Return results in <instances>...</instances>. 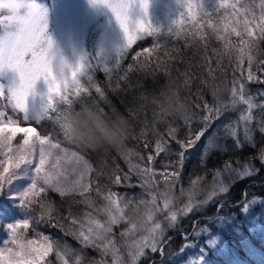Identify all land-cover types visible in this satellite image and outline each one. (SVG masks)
Masks as SVG:
<instances>
[{
	"label": "snow or ice",
	"instance_id": "obj_1",
	"mask_svg": "<svg viewBox=\"0 0 264 264\" xmlns=\"http://www.w3.org/2000/svg\"><path fill=\"white\" fill-rule=\"evenodd\" d=\"M95 2L110 9L123 33L124 45L117 50L113 61L115 67L120 66L121 58L138 40L159 34L160 30L153 28L146 18L148 0H138L145 19L137 20L134 24L129 19V9L137 0H126V2L95 0ZM177 3L182 11L167 32L177 37L184 36L201 42L204 49L203 59L207 62L210 77L214 71L213 60L215 70L223 67L225 59L233 66L230 99L234 108L237 105H242L243 108L234 124L223 127L228 138L233 139L236 147L240 148L241 132L245 140L251 139V125L256 119L254 110L259 109L264 113V102L256 103L255 98L247 91L245 83L247 81L264 84V58L257 56V53L264 54V50L260 48V42L264 41V0L258 2L257 0H216L212 12L203 9L201 0H177ZM21 6L18 0L0 3V9L7 11V15L0 16V28L5 30L4 34L0 35V70L7 68L19 76L18 86L7 91L0 87V98L6 101L5 110H0V187L16 179H27L29 185L19 199L29 216L24 221L12 225L8 229L9 238L0 242V264H53L49 259L53 255L59 264H70L68 257L73 255L75 250L53 240L48 235L35 231L34 225L45 221L53 227H61L65 234L73 236L82 248H92L100 254L99 260L93 258L88 264H138L145 255V250L153 253L162 251L163 228L161 223L155 220L157 213L169 212L166 219L175 223L178 214L187 215L197 206L190 196L189 202L183 208L173 211L174 199L171 189L179 183L180 171L170 163L162 170L153 167L156 158L168 150L169 142L162 138L157 139L153 149L154 154L153 152L148 154L147 163L144 165L131 162L130 157L133 153L130 150L121 153L128 162L129 173H135L142 178L141 186L158 183L154 179L158 173L164 178L165 191L160 193L164 208L161 209L156 194H152L150 199L126 200L107 185L101 186L90 179L89 174L93 172V166L85 155L81 154L82 151L92 149L89 145L75 143L79 150H72L59 138L54 139L51 133H41L37 127L28 123L26 100L33 92L36 82L43 80L47 91L43 97L41 118L52 121L59 129V136L65 141L72 142L70 117L76 113L74 105L84 100L85 96L90 97L89 88L81 81L82 78H87L91 82L89 69L92 65L83 58L75 65L61 61L54 74L49 56L52 45L44 35V13L35 5H31L25 14L21 15L19 11ZM188 24H191V27H186ZM13 28L14 31H9ZM209 32L210 36L221 44V48L212 49L211 56L207 51ZM157 48L158 45L154 44L153 48L144 49V53L151 57ZM139 56L141 53H137L133 59ZM148 62L145 60V64ZM98 65L104 66V70L109 71L108 65L103 63ZM236 72L240 75L236 76ZM95 92L101 99H105L100 87H96ZM60 104L65 105L66 108L61 109ZM9 107L11 113L6 110ZM83 107H86V103L82 104ZM95 109L105 113L102 107L97 106ZM205 112L202 117L203 126L199 131L192 132L189 129L186 140H176L182 149L178 153L177 161L181 169L185 152L194 147L212 123L222 115L219 109H213L208 105H205ZM36 123H40V120L38 119ZM258 123L260 132L264 133V115ZM174 133L175 129L169 130L171 139H175ZM141 134L145 138L144 147L150 148L147 130L143 129ZM18 135L21 139L14 145L13 142ZM259 159L264 162V151L261 152ZM230 163V161L224 162L225 170L230 168ZM250 174L251 166L247 163L242 171L236 172L240 177ZM215 176H220L219 170L215 172ZM123 179H130L129 174L125 173L123 177L117 174L115 183L120 184ZM202 179L197 177L192 184L195 186ZM49 189L57 192L61 197L78 195L82 198L79 203L85 204L93 211H85L82 218L73 216L71 212L67 217L54 216L52 203H45ZM93 190L104 202L103 207L99 209L95 208L90 195ZM220 191L226 192L227 188L221 186ZM181 195H184L183 190ZM214 195L215 192H210L208 199ZM207 202L208 200H204L197 203ZM141 205L146 206L148 212L145 214V219L138 224L127 213L128 210L138 211ZM37 206L41 210L38 218L33 215ZM93 212H99L104 218H99ZM65 223L69 225L67 230L64 228ZM116 228H121L118 236L115 232ZM28 232H32V238H28ZM108 257L111 259H107ZM83 261V255L77 254L75 264H83Z\"/></svg>",
	"mask_w": 264,
	"mask_h": 264
},
{
	"label": "trees",
	"instance_id": "obj_2",
	"mask_svg": "<svg viewBox=\"0 0 264 264\" xmlns=\"http://www.w3.org/2000/svg\"><path fill=\"white\" fill-rule=\"evenodd\" d=\"M33 1L42 3L46 9H49L48 2L50 0ZM214 7L215 5L211 8L204 5L203 9L212 12ZM153 11L152 18L147 21L153 28L160 30L159 34L145 36L133 44L121 58L118 68L113 62L106 63L109 71H105L104 67L92 65L89 69V74L92 77L91 82L87 78H82L81 81L89 88L90 97L85 96L84 100L76 103L74 105L76 113L72 115L90 110L109 121L122 120L126 129L125 153L129 150L133 153L130 157L133 164L144 165L147 163V156L153 152L157 139L162 138L168 141V150L156 158L153 167L161 170L169 163L174 166L180 171L179 188L189 185L197 177L203 179L195 186H201L203 182L210 181L217 170L224 169L225 161L231 162L229 170L232 173L225 178L227 191L204 211L190 212L184 217L177 216L175 223L170 222L167 228L163 229L162 251L158 250L153 253L145 250V255L138 261V264H180L184 258L188 256L197 258L201 253L204 255L201 264H256L253 262L256 260H258L257 264H261L259 260H264V223L257 221L255 224L257 227L251 229L247 228L246 223H248L249 214L258 212L261 215L264 207V162L259 159L261 152L264 151V133L260 132L258 123L264 113H261L259 109L254 110L256 119L251 125V139L245 140L241 132L239 139L242 146L237 148L233 139L228 138L223 127L234 124L243 108L242 105H237L234 108L230 99L233 66L225 59L223 67L215 70L213 60L214 71L210 77L207 62L203 59L204 49L201 42L184 36L177 37L167 32L172 22L178 18L182 11L180 6L177 4L164 11L158 9ZM3 15L4 11H0V16ZM186 27H191V24ZM92 28L93 33L99 30L98 23L96 25L93 22L90 25V29ZM208 43L207 51L210 56L213 48H221L220 42L211 37L210 32ZM154 44L158 45V48L149 57L147 53H144V49H151ZM260 48L264 50V41L260 42ZM137 53H141V56L134 60L133 57ZM257 56L264 58L262 53H257ZM145 60L149 62L145 64ZM235 75L239 76L240 73L236 72ZM245 83L247 91L255 98L256 103L264 102V95H261L264 93V84L248 83L247 81ZM0 87L7 91L1 78ZM96 87L101 88L105 99H101L95 92ZM178 100L186 106L183 117L174 112V106L180 107L177 103ZM85 103L86 107L82 108V104ZM5 104L6 101L0 98V110H5ZM205 105L219 109L222 115L212 123L200 141L185 152L181 169L177 161L179 160L178 153L182 149L176 140H186L189 136V129L192 132L200 130L203 126L202 117L206 114ZM97 106L104 108L105 113L97 111L95 109ZM59 107L66 108L63 104H60ZM6 110L11 113L10 107ZM42 114L43 110L37 118L27 117L28 123L37 127L41 133H51L54 139L59 138L70 149L79 150L75 143L63 140V137L59 136L58 127L52 121L42 119ZM38 119L40 123L37 124ZM143 129L147 130V139L151 143L150 148L144 147L145 138L141 134ZM170 129H175V139L170 138ZM19 138L20 135L13 142L14 145L20 140ZM210 140L219 146L207 148ZM205 147L206 151L202 152ZM81 154L85 155V158L93 166V172L89 174V178L101 186L107 185L126 200L133 196L131 194L145 195L150 191L155 192L160 189L165 191L164 178L161 175L155 179L158 183L141 186L142 178L135 173H129L128 162L118 151L108 147L92 148L86 152L82 151ZM245 163L251 166V174L243 177L237 176L236 172L242 171ZM125 173L129 174L130 179H123L120 184L115 183V176L119 174L123 177ZM28 185L27 179H16L10 184L0 187V242L9 238L8 229L12 225L24 221L29 216L19 199ZM176 190L175 186L171 189L172 196H175ZM90 195L95 208L103 207V201L96 196L94 190ZM46 196L45 203H52L54 216L67 217L71 212L73 216L82 218L85 211H93L92 208L79 203L82 198L78 195L61 197L57 192L49 189ZM248 199L252 201L248 202ZM177 209L178 207H172L173 211ZM40 211L37 206L33 215L38 218ZM93 214L98 217L102 216L99 212H93ZM169 214V212H165V216ZM158 215L161 216V214ZM216 217L224 218L226 230L227 228L229 232L232 230L233 237L227 231L221 233L220 229H215L213 219L215 220ZM181 218L184 221H180ZM64 228L67 230L69 225L65 223ZM34 229L36 232L48 235L53 240L75 250L74 254L68 257L70 264H75L77 254L83 255V264H88V261L93 258L100 259L98 252L92 248H82L73 236L66 235L59 226L53 227L45 221L36 223ZM211 233L222 234L221 237L225 241L223 242L229 250V255L215 253L206 248H197V243ZM27 236L32 238V232H28ZM169 237L171 239L166 242ZM205 245L203 244V246ZM247 252L251 253V257L247 256ZM49 259L53 264H59L54 255ZM198 263L196 262V264Z\"/></svg>",
	"mask_w": 264,
	"mask_h": 264
},
{
	"label": "rangeland",
	"instance_id": "obj_3",
	"mask_svg": "<svg viewBox=\"0 0 264 264\" xmlns=\"http://www.w3.org/2000/svg\"><path fill=\"white\" fill-rule=\"evenodd\" d=\"M210 1V4H209ZM9 0H0V3H8ZM109 2H119V0H109ZM126 2V0H125ZM22 6L19 9L20 14L23 15L28 10V7L35 5L44 13V25L45 32L44 35L48 41L51 42V49L49 50V56L51 58V66L53 73L55 74L61 61L68 65H75L82 58L84 61L90 63L91 65H97L101 68L104 66L98 65V63L111 64L117 55V50L121 49L124 45L123 33L121 32L115 18L109 8L105 7L103 4L96 3L95 0H50L48 2L49 9H46L42 3L35 2L33 0H18ZM202 7L205 5L208 8L216 5V0H201ZM214 3V4H213ZM149 7L147 9V20L152 18V13L154 9L164 11L168 8H173L177 5V0H148ZM166 8V9H165ZM4 11V15H7L6 9H0ZM129 19L134 24L137 20H144L145 14L140 9L139 2L133 3L129 9ZM98 23L99 30L93 33V28L90 29L92 23ZM15 29H9V31H14ZM4 29L1 28L0 35L4 34ZM0 78L5 83V88H13L19 85V76L14 71L4 68L0 70ZM71 79V76H69ZM47 91V86L43 80H38L34 85L33 92L29 94L26 100V115L30 118H37L40 116L44 100L43 97ZM43 105V106H42ZM21 139V136L20 138ZM216 145L213 141H209L207 148L214 147ZM206 151V147L202 152ZM162 170V169H161ZM232 173L231 170H220V176L214 177L208 181L203 182L201 186H194L192 183L179 188V183L175 185L177 188L172 207L183 208V206L189 202V197L191 196L192 202L196 203V207L191 213L202 212L207 208L212 202L217 201V199L222 196L225 192L220 191L221 186H225V178ZM161 177L159 173L154 179ZM14 183V182H13ZM181 190H183L184 195H181ZM151 192V193H150ZM148 194L142 195L131 194L128 200H140V199H150L152 194H156L158 205L161 209L164 208L163 202L160 198V193L163 192L162 189L155 190V192L150 191ZM210 192H215V195L211 199H208V194ZM249 198V196H248ZM208 200L207 203H197ZM186 201V202H184ZM248 199V202H251ZM182 204V206H181ZM184 204V205H183ZM104 205V202H103ZM148 212V208L141 205L138 211L128 210V216L136 223H141L145 219V214ZM166 211H162L155 215L156 222L161 223L162 228L166 229L170 221L166 219ZM158 214H161L159 216ZM184 217L186 215L178 214V217ZM160 217V218H158ZM248 223H246L247 228L251 229L257 227L255 225L257 221L264 223V207L261 215L258 212H253L248 215ZM262 219H260V218ZM103 219L104 217L100 216ZM213 218V217H212ZM180 221H184L179 219ZM213 224L215 229L221 230V233L229 232L228 228L224 223V218L213 219ZM255 227V228H256ZM238 229V228H236ZM121 228H116L115 232L117 236ZM236 231V230H235ZM214 235L211 233L209 236H204L202 240L197 243V248L200 249H210L215 253H222V255H229V250L226 248L224 239L221 237L222 234ZM227 235V234H226ZM229 235L233 237L232 230ZM183 236V234H180ZM171 237L166 239L169 241ZM224 241V242H223ZM203 244H206L203 246ZM229 248V246H227ZM126 251V249H125ZM150 251V250H148ZM248 257H251V253H246ZM204 255L201 253L199 257L195 258L193 256H188L180 262V264H201L203 262ZM107 259H111L108 257ZM253 261V260H252ZM258 261V260H256ZM256 261H253L257 264ZM261 264H264V260H259ZM259 263V262H258Z\"/></svg>",
	"mask_w": 264,
	"mask_h": 264
},
{
	"label": "clouds",
	"instance_id": "obj_4",
	"mask_svg": "<svg viewBox=\"0 0 264 264\" xmlns=\"http://www.w3.org/2000/svg\"><path fill=\"white\" fill-rule=\"evenodd\" d=\"M180 106H174L176 115L183 117L186 106L182 101H177ZM72 121V142L77 144H87L91 148H111L120 153L126 152L124 143L126 129L120 119L107 120L103 116L92 112L83 111L70 117ZM54 211V209H53Z\"/></svg>",
	"mask_w": 264,
	"mask_h": 264
}]
</instances>
